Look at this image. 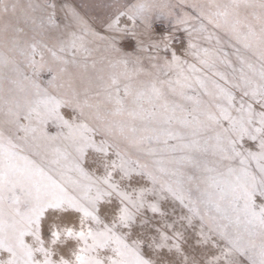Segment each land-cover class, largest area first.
Returning a JSON list of instances; mask_svg holds the SVG:
<instances>
[{
  "label": "snow or ice",
  "instance_id": "obj_1",
  "mask_svg": "<svg viewBox=\"0 0 264 264\" xmlns=\"http://www.w3.org/2000/svg\"><path fill=\"white\" fill-rule=\"evenodd\" d=\"M0 264H264V0H0Z\"/></svg>",
  "mask_w": 264,
  "mask_h": 264
}]
</instances>
